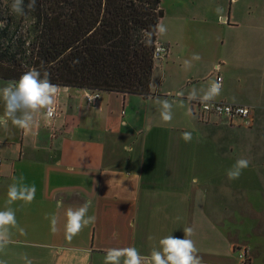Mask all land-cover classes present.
Segmentation results:
<instances>
[{
  "label": "crops",
  "instance_id": "crops-1",
  "mask_svg": "<svg viewBox=\"0 0 264 264\" xmlns=\"http://www.w3.org/2000/svg\"><path fill=\"white\" fill-rule=\"evenodd\" d=\"M240 1L212 2L217 19L198 13L200 26L182 14L173 16L190 26L158 34L169 50L155 62L152 95L101 92L88 104L87 90L59 87L53 123L42 110L29 129L11 120L0 126V211L11 208L16 214V225L7 226L0 264H104L108 249L126 247L146 256L165 236L184 238L186 228L192 229L186 238L195 242L203 264H236L237 245L247 247L251 264H264V229L258 223L264 220V24L253 20L250 3ZM217 64L223 84L213 100L253 106L250 127L222 117L201 122L193 113L191 93L202 99ZM11 83L0 79V90ZM164 101L171 104V121L162 117ZM4 111L0 98V116ZM203 126L234 131L233 155L222 161L229 168L237 159L250 161L239 179L208 171L206 165H220V158L197 156ZM185 132L191 133L190 142L183 139ZM249 136L256 145L254 163L247 156L253 146ZM253 173L262 179L256 198L245 191ZM20 178L35 185V199L6 203L9 186ZM228 180L233 189L224 187ZM88 200L95 223L68 239L66 210Z\"/></svg>",
  "mask_w": 264,
  "mask_h": 264
},
{
  "label": "trees",
  "instance_id": "trees-1",
  "mask_svg": "<svg viewBox=\"0 0 264 264\" xmlns=\"http://www.w3.org/2000/svg\"><path fill=\"white\" fill-rule=\"evenodd\" d=\"M11 3L0 0V79L35 67L57 87L153 94L162 0H37L26 16Z\"/></svg>",
  "mask_w": 264,
  "mask_h": 264
},
{
  "label": "clouds",
  "instance_id": "clouds-1",
  "mask_svg": "<svg viewBox=\"0 0 264 264\" xmlns=\"http://www.w3.org/2000/svg\"><path fill=\"white\" fill-rule=\"evenodd\" d=\"M37 0H28L25 5L24 0H12L11 11L17 16H26L28 12L34 11ZM217 11H220L217 8ZM160 33H164L166 28L163 25L156 26ZM197 59L199 57H196ZM49 73L41 71L35 67L25 71L17 81L0 90V98L4 101L5 111L0 116V126H7L9 120L12 124L22 129H29L34 121V117L46 111V115L52 117L56 105L57 86L52 84ZM222 83L212 81L208 90L202 97V101H211L220 94ZM196 97L195 91L191 93ZM162 117L165 121H171V104L164 101L162 104ZM185 142L191 141V133L182 134ZM250 161L245 158L237 159L231 168L227 170L229 180L239 179L243 170L248 168ZM35 185L23 183V178L9 186L6 203L11 204L17 200L31 203L35 199ZM57 207H63V202L58 201ZM92 207L91 200L73 209L66 210L65 235L72 239L78 235L85 227L95 223L96 217L88 215ZM53 229L55 218L52 219ZM16 225V214L11 208L0 211V249L9 242L8 227ZM184 230V238L172 235L165 236L159 240V249L153 248L149 255H141L135 247L110 248L105 253L104 264H203L202 258L198 255L195 242L186 238L191 235L192 229ZM29 264L31 262L29 261Z\"/></svg>",
  "mask_w": 264,
  "mask_h": 264
},
{
  "label": "rangeland",
  "instance_id": "rangeland-1",
  "mask_svg": "<svg viewBox=\"0 0 264 264\" xmlns=\"http://www.w3.org/2000/svg\"><path fill=\"white\" fill-rule=\"evenodd\" d=\"M207 1H208V6H211L209 9L206 7ZM244 1L245 0L240 1L241 5L244 3ZM212 2L215 3L216 0H162V8L164 10V16L161 20L160 25H163L166 28V31L164 33L159 32V35L163 36L165 34H169L171 28H173V26L175 25H181L185 28V30H187L186 28H188L190 25L200 26L202 22L196 19V14L198 13L201 14L203 13V11H206L208 13V16L214 22L217 19L216 9H215L216 4H212ZM246 2L251 4L253 20H256L257 22L264 24V0H246ZM180 14L185 16L184 21L187 20L190 23V25L188 24L184 25V23H179L178 20L175 21L173 16ZM215 59L216 57L213 58V60ZM203 127L205 131L201 133L199 136L197 156L208 157L210 159H213V161H216V159L218 160L220 158L221 161L220 165L209 164L206 166L209 167L208 171H211L212 173L220 172L222 174L223 173L226 174L230 165L227 161L225 162L222 161V159L223 158L227 159L233 155V152L231 151V147L229 144V140H230L229 136L234 131L230 128L224 129L223 131H216L214 129L208 128L207 126H203ZM207 133L210 134V137L207 136ZM253 139L254 138L252 136L248 139L250 146L254 142ZM255 146L256 145L253 144L251 149H249L251 151L247 155L249 156V158L252 160L253 163L254 161L257 162V159L253 160V154H252ZM255 156L256 157L260 156L259 151L256 150ZM247 178L250 179V185L246 187L245 191L250 192L253 198H256L260 190H262V185H261L262 179L258 176V174L256 175L255 173H253L252 176ZM233 186H235L234 183L228 180L227 184L224 187L227 189H233ZM236 193L239 194L238 189ZM255 206L260 207L262 205L255 203ZM230 213H223V214L224 216H230ZM237 215L240 216V213H237ZM258 223L261 226V228L264 229V220L258 219ZM263 248H264V244H263Z\"/></svg>",
  "mask_w": 264,
  "mask_h": 264
},
{
  "label": "built area",
  "instance_id": "built-area-1",
  "mask_svg": "<svg viewBox=\"0 0 264 264\" xmlns=\"http://www.w3.org/2000/svg\"><path fill=\"white\" fill-rule=\"evenodd\" d=\"M169 47L159 41L156 42L154 57L157 60L162 59L168 53ZM216 75L214 81L219 80L223 84V78L220 75V65L215 67ZM101 97L100 91H86L85 99L88 104H93ZM190 104L193 108V113L201 122H209L213 117H222L232 125H244L250 127L255 121V108L250 105L227 103L223 101H202V99L192 98ZM195 109V110H194ZM46 115V111H45ZM59 115V104L56 98V105L52 117L47 118L49 123H53ZM264 120V118H263ZM2 159L0 158V163ZM239 252V260L236 264H251V258L248 255L247 247L237 245L234 248Z\"/></svg>",
  "mask_w": 264,
  "mask_h": 264
}]
</instances>
